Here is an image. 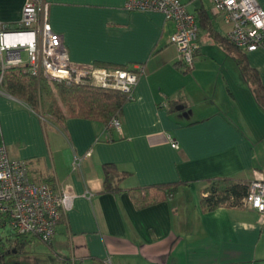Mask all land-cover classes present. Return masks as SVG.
<instances>
[{
	"label": "crops",
	"instance_id": "0c3cea01",
	"mask_svg": "<svg viewBox=\"0 0 264 264\" xmlns=\"http://www.w3.org/2000/svg\"><path fill=\"white\" fill-rule=\"evenodd\" d=\"M45 1L72 61L141 65L145 72L124 106L121 130L84 118L58 121L3 85L0 145L11 159L27 161L33 181L76 196L50 243L19 236L22 249L6 262L264 264V216L253 207L204 211L201 204L205 179L264 178V90L256 93L237 56L213 34L227 36L230 28L210 0H182L199 22L200 48L188 71L170 42L175 23L161 12L129 10L127 0ZM26 2L0 0V22L18 28ZM200 9L209 23L201 22ZM245 53L264 86V46ZM108 163L129 173L119 193L103 192ZM180 181L190 184L143 209L129 191Z\"/></svg>",
	"mask_w": 264,
	"mask_h": 264
},
{
	"label": "built area",
	"instance_id": "2783aa9c",
	"mask_svg": "<svg viewBox=\"0 0 264 264\" xmlns=\"http://www.w3.org/2000/svg\"><path fill=\"white\" fill-rule=\"evenodd\" d=\"M212 11L229 26L227 37L246 52L264 46V8L258 0H210ZM129 10L158 11L174 21L170 42L178 49V62L194 68L199 45V22L182 0H127ZM21 66L23 73L65 84H91L112 88L135 98L134 91L145 70L141 65L125 68L77 63L70 59L64 36L49 22V3L27 0L18 28L0 22V93L6 71ZM121 130V118L107 125ZM172 146L179 143L172 140ZM91 151L88 153V155ZM75 194L60 184L33 181L25 160H14L0 145V222L22 236L50 243L58 223L73 207ZM238 207H253L264 216V178L251 180ZM4 234V233H3ZM75 264V263H73ZM105 264H112L110 259Z\"/></svg>",
	"mask_w": 264,
	"mask_h": 264
},
{
	"label": "trees",
	"instance_id": "16d2710c",
	"mask_svg": "<svg viewBox=\"0 0 264 264\" xmlns=\"http://www.w3.org/2000/svg\"><path fill=\"white\" fill-rule=\"evenodd\" d=\"M200 18L203 24L209 23L205 10L200 9ZM219 38V42L233 55L237 56L244 74L250 82L263 91L264 86L258 72L247 60L243 49L233 44L227 36L213 33ZM132 69L130 67H117ZM188 71V69H186ZM7 90L14 96L31 105L35 110L48 114L53 119L64 121L67 117H77L101 122L108 125L113 118H122L124 106L131 101L128 94L122 91L94 86L91 84H65L51 81L45 77L38 78L30 73H23L21 66L9 68L4 76L1 88ZM44 102H48L47 109L43 108ZM105 180L103 192L119 193L125 188L123 183L129 173L122 171L113 163L104 165ZM202 188L201 204L204 211L215 210L219 207H238L242 199L248 193L251 181H242L231 177H212L205 179ZM189 182H171L163 184H152L147 186H136L131 192L139 209L149 207L174 197L180 187ZM16 239L10 235L3 234V224L0 222V264H8L7 256L13 251L22 249L20 235L13 233ZM12 234V235H13ZM17 242L10 245V242Z\"/></svg>",
	"mask_w": 264,
	"mask_h": 264
},
{
	"label": "rangeland",
	"instance_id": "374dc122",
	"mask_svg": "<svg viewBox=\"0 0 264 264\" xmlns=\"http://www.w3.org/2000/svg\"><path fill=\"white\" fill-rule=\"evenodd\" d=\"M3 233H4V235H11V236H13L14 234V231L10 228V227H6L4 230H3ZM13 234V235H12ZM25 241H27V240H25ZM27 243V242H26ZM27 245V244H26ZM28 247V246H27Z\"/></svg>",
	"mask_w": 264,
	"mask_h": 264
}]
</instances>
